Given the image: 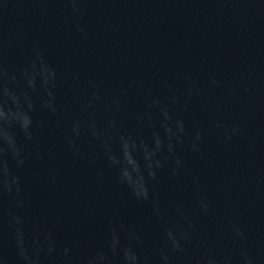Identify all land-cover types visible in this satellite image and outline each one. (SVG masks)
Returning a JSON list of instances; mask_svg holds the SVG:
<instances>
[{
  "label": "water",
  "instance_id": "95a60500",
  "mask_svg": "<svg viewBox=\"0 0 264 264\" xmlns=\"http://www.w3.org/2000/svg\"><path fill=\"white\" fill-rule=\"evenodd\" d=\"M0 264H264V0H0Z\"/></svg>",
  "mask_w": 264,
  "mask_h": 264
}]
</instances>
